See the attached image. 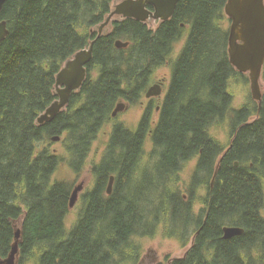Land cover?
I'll use <instances>...</instances> for the list:
<instances>
[{
    "label": "trees",
    "instance_id": "obj_1",
    "mask_svg": "<svg viewBox=\"0 0 264 264\" xmlns=\"http://www.w3.org/2000/svg\"><path fill=\"white\" fill-rule=\"evenodd\" d=\"M113 1L7 0L3 6L9 34L0 43V258L9 255L20 228L19 264L33 256L37 264L129 263L142 248L137 238L153 235L165 219L174 232L198 224L193 245L169 264H264V92L261 103L233 106L229 81L239 71L229 59L230 30L219 24L228 0H180L156 29L115 19L97 38L94 28L107 20ZM186 22L191 29L158 121L150 104L136 130L114 126L101 160L90 165L95 183L83 195L86 205L68 230L73 183L56 179L58 167L67 161L77 173L86 168L117 103L142 101ZM94 39L82 88L66 110L39 124L58 98V72ZM117 39L130 44L117 48ZM228 115L233 140L222 158L226 148L211 128ZM55 135L64 151L52 149ZM149 138L152 159L143 168ZM195 157L186 198L179 173ZM205 185L194 215L195 193ZM225 224L245 231L225 239Z\"/></svg>",
    "mask_w": 264,
    "mask_h": 264
},
{
    "label": "water",
    "instance_id": "obj_2",
    "mask_svg": "<svg viewBox=\"0 0 264 264\" xmlns=\"http://www.w3.org/2000/svg\"><path fill=\"white\" fill-rule=\"evenodd\" d=\"M7 0H0V43L3 42L9 34L8 23L2 19V9ZM179 0H121L115 2V7L111 11L107 20L99 27L98 37L107 33L103 32L114 16L122 18H134L139 21H146L148 18L153 20H168L173 16ZM155 6V12L147 9V4ZM225 13L231 19L229 31L228 53L231 64L242 73H249L251 80L252 96L261 103L263 92L260 79L264 67V0H228L225 5ZM95 40L88 48H84L70 59H68L56 77V94L58 98L38 117L37 122L44 124L53 120L60 112L68 106L73 92L80 90L86 76L87 65L93 58ZM130 42L117 39L115 46L117 48H126ZM162 95V87L159 84L151 86L146 97L151 98ZM130 104L125 101L117 103L112 112L116 117L120 112L129 108ZM61 137L55 135L52 141H59ZM222 158L220 159L221 162ZM115 182V175H112L108 184V193L111 194ZM214 182V180H213ZM85 187V181L75 185L71 197L70 207H73L80 192ZM244 228L227 225L224 226V238H232L244 233ZM21 229L16 231L15 241L12 250L5 258H0V264H15L19 254V241Z\"/></svg>",
    "mask_w": 264,
    "mask_h": 264
},
{
    "label": "rangeland",
    "instance_id": "obj_3",
    "mask_svg": "<svg viewBox=\"0 0 264 264\" xmlns=\"http://www.w3.org/2000/svg\"><path fill=\"white\" fill-rule=\"evenodd\" d=\"M121 0H114L111 3L112 10L115 7V2H119ZM110 15V14H109ZM115 19H119V16H115ZM114 18L112 20H114ZM113 21H111L107 26L104 27L103 32H109L112 29ZM231 19L225 13V16L222 17L219 24L225 28L229 29L231 27ZM158 23L154 24V27H157ZM95 31L99 32L98 28H94ZM191 29V23L186 22V26H184L183 37L177 40L174 43L173 53L169 61L160 66L154 74V79L150 83L152 85L156 82V79L166 78L165 87L168 88L172 81V76L174 72V65L178 60V57L182 53L184 49L186 39L189 35ZM158 82V81H157ZM261 89L264 92V78L263 75L260 79ZM229 91L233 96V106L235 108L242 107L243 105L252 104L255 105L258 101L255 100L252 96L251 91V80L249 73L238 72L234 74L229 81ZM146 96V94H145ZM164 96V95H163ZM162 97H154L157 100L153 101V105L157 106L162 103ZM150 99L144 97L142 101L137 104H131L129 108L125 111L120 112L116 117L111 118L101 129L97 139L95 140L92 151L88 158V163L86 168H84L81 172L77 173L71 165L64 161L58 167L55 177L60 181H67L73 183V187L80 183L82 180L85 181V187L80 192L79 198L76 204L69 209V212L66 216V226L68 230H70L77 220L79 219L82 210L84 209L86 203L83 195L87 193L90 189L93 188L95 183L94 174L91 171V163L94 161H100L104 150L106 148V144L110 140V136L114 126L118 123L125 124L131 130H136L142 120V117L145 113V110L149 106ZM257 116L253 117L251 120L256 119ZM155 122L159 119V111H155L154 113ZM232 125L230 123V116L225 117L223 121L217 122L212 128V135L219 140L224 147L227 149L229 145L232 143L233 136L229 135L231 131ZM53 150L64 151V144L62 142V137L59 141H53L51 145ZM153 150V144L151 139L149 138L145 145V152L143 156V160L141 163V167L147 164L150 161V154ZM223 158V156H222ZM221 159V158H220ZM219 159V161H220ZM197 166V157L188 161L182 171L179 173V184L178 187L182 190L183 194L186 198L191 196L190 186L192 176L196 170ZM207 185L201 187L196 193L195 197L197 198V205L195 207V214L198 215L200 212L199 199L205 194ZM264 216V209L262 211ZM19 222V221H18ZM194 223V222H191ZM227 226V225H225ZM174 225L172 222L168 220V223L163 219L162 222L158 224L156 231L153 235H146L144 237H138L137 240L141 243V250L137 261H132L124 264H169L173 259L183 257L188 249L193 245L194 238L196 236L197 225H189L187 230L184 232H174ZM224 228V227H223ZM176 230V229H175ZM181 233V234H180ZM21 259V254L17 255L16 263L19 264ZM37 256H33L28 259L24 264H37Z\"/></svg>",
    "mask_w": 264,
    "mask_h": 264
},
{
    "label": "flooded vegetation",
    "instance_id": "obj_4",
    "mask_svg": "<svg viewBox=\"0 0 264 264\" xmlns=\"http://www.w3.org/2000/svg\"><path fill=\"white\" fill-rule=\"evenodd\" d=\"M179 2H180V0H179ZM179 2H178V4H179ZM178 4H177V7H178ZM177 7H176V9H177ZM147 9L148 10H150V11H152V12H155V10H156V8H155V6L153 5V4H151V3H148L147 4ZM176 9H175V11H174V13H173V16L175 15V12H176ZM116 16H118V15H116ZM172 16V17H173ZM115 17V16H114ZM120 18L119 19H122V17L121 16H119ZM171 17V18H172ZM114 20H115V18H114ZM114 20H112V21H114ZM169 20V19H168ZM164 21H166V20H164ZM143 22V21H142ZM145 23H147L148 25H149V27L151 28V29H156L163 21L162 20H153V19H151V18H148L146 21H144ZM156 23H158V26L157 27H154V24H156ZM183 26H186V24H183ZM107 33H109V32H107ZM107 33H105V34H107ZM187 40V39H186ZM157 81H159V83H163V86H162V95L161 96H159V97H162L163 95V98H162V103L161 104H158L157 106H156V110L157 111H159V113H160V110H161V108H162V104H163V102H164V100H165V98H166V96H167V94H168V92H169V90H170V86H171V84L169 85V87L168 88H166L165 87V84H166V78H162V79H156V82ZM147 92V91H146ZM155 100H157L156 98H153V97H151L150 98V101H149V104L148 105H150V104H153V101H155ZM130 104V103H129ZM130 106H131V104H130ZM129 106V107H130ZM148 108V107H147ZM155 110V111H156ZM230 134H232V136H233V131H232V128H231V131H230V133H229V135ZM233 138V137H232ZM232 147V143L229 145V147H227V149H226V151L224 152V155H223V157L225 156V154L230 150V148ZM236 165H239V162H236ZM197 234V233H196Z\"/></svg>",
    "mask_w": 264,
    "mask_h": 264
},
{
    "label": "bare ground",
    "instance_id": "obj_5",
    "mask_svg": "<svg viewBox=\"0 0 264 264\" xmlns=\"http://www.w3.org/2000/svg\"><path fill=\"white\" fill-rule=\"evenodd\" d=\"M81 3V2H80ZM85 37V36H84ZM97 38H99L98 36H97ZM94 40H96V39H94ZM93 41V40H92ZM91 41V42H92ZM114 42V41H113ZM116 42V41H115ZM89 47V46H88ZM88 47H86V48H88ZM183 51V50H182ZM72 58V57H71ZM231 63V62H230ZM65 64V63H64ZM122 64V63H121ZM175 67V66H174ZM88 71V70H87ZM238 71V70H237ZM134 73V72H133ZM262 73H263V71H262ZM87 74H88V72H87ZM130 76V75H129ZM86 78H87V76H86ZM86 80V79H85ZM155 84H159V85H161V87L163 86V83H159V81L158 82H155V83H153L152 85H150L149 87H148V89L151 87V86H153V85H155ZM55 87H56V84H55ZM82 88V87H81ZM80 88V89H81ZM202 88V87H201ZM147 89V90H148ZM77 91H80V90H77ZM193 95V94H192ZM146 97V96H145ZM155 97H157V96H155ZM159 97V96H158ZM147 98V97H146ZM154 98V97H153ZM148 99H150V98H148ZM183 99V98H182ZM71 100V99H70ZM52 104V103H51ZM156 107V106H155ZM231 107V106H230ZM47 109V108H46ZM231 109H232V107H231ZM66 110V109H65ZM236 110V109H235ZM149 114V113H148ZM216 117H218V116H216ZM246 121V120H245ZM233 124V123H232ZM238 126V125H237ZM143 151V150H142ZM108 159V158H107ZM152 159V158H151ZM150 159V160H151ZM110 161V160H109ZM197 161H198V159H197ZM215 164V163H214ZM218 167H219V164L216 166V172H215V174H214V177H215V175H216V173H217V169H218ZM171 169V168H170ZM152 170V169H151ZM155 171V170H154ZM167 171V170H166ZM100 175V174H99ZM168 175V174H167ZM214 177H213V179H212V185H213V180H214ZM110 178V177H109ZM191 184H189V186H190ZM124 188V187H123ZM73 189H74V187H73ZM73 189H72V191H73ZM141 189V188H140ZM137 190V189H136ZM151 190V189H150ZM126 191V190H125ZM144 192V191H143ZM150 192V191H149ZM129 193V192H128ZM72 194V193H71ZM109 194V193H108ZM169 196V195H168ZM207 196V195H206ZM194 203V202H193ZM71 208V207H70ZM182 217V216H181ZM156 222V221H155ZM173 225H175V224H173ZM198 225V224H197ZM226 225V224H225ZM223 232V231H222ZM181 234V233H180ZM242 235V234H241ZM223 236H224V234H223ZM235 237V236H234ZM226 239V238H225ZM113 260V259H112Z\"/></svg>",
    "mask_w": 264,
    "mask_h": 264
}]
</instances>
